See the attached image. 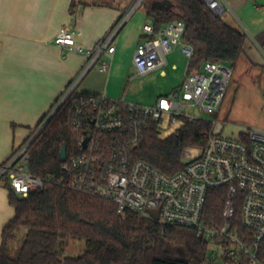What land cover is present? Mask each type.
<instances>
[{
	"label": "built area",
	"instance_id": "obj_1",
	"mask_svg": "<svg viewBox=\"0 0 264 264\" xmlns=\"http://www.w3.org/2000/svg\"><path fill=\"white\" fill-rule=\"evenodd\" d=\"M142 1L132 2L112 30L88 50L76 42L75 30L60 28L54 43L87 57L86 65L55 104L70 98L69 122L76 146L61 165L62 177H38L27 167L31 136L0 164V185L26 196L48 184H64L113 202L119 214L130 212L163 227L195 230L208 243L201 264H264V130L241 129L224 134L209 121L211 128L201 133L204 145L197 151L185 150L186 164L173 174L161 172L136 155L150 124L165 139L188 122L206 120L198 113L216 112L232 75L228 65L205 62L203 72L186 73L181 87L160 96L151 106L77 88L84 74L97 63L100 70L108 69L114 51L112 40ZM204 3L214 15L224 11L218 0ZM184 32L181 20L159 29L151 22L145 23L132 58L136 74L145 75L165 66L166 56L177 46L189 62L193 47L183 40ZM213 189L224 190L218 225H208L204 218L207 196ZM153 211L158 213L157 219Z\"/></svg>",
	"mask_w": 264,
	"mask_h": 264
},
{
	"label": "trees",
	"instance_id": "obj_2",
	"mask_svg": "<svg viewBox=\"0 0 264 264\" xmlns=\"http://www.w3.org/2000/svg\"><path fill=\"white\" fill-rule=\"evenodd\" d=\"M76 2L72 0L71 9ZM139 9L146 12L156 29L171 21L184 22L183 40L193 47L187 72L199 71L208 61L232 69L244 53L245 33L214 15L204 0H143ZM70 113L68 98L30 142L27 167L32 175L55 180L62 177L60 150L64 145L68 155L76 146ZM210 128L211 122L200 119L162 140L155 125L150 124L136 155L161 172L173 174L184 168L182 156L188 147L204 145L201 133ZM8 189L14 216L2 229L0 264H201L205 259L208 243L193 229L163 227L130 212L119 214L113 202L57 182L26 196ZM223 199V189L209 192L204 211L208 225L221 223ZM21 226L26 228L25 236L17 256L12 257L8 241ZM71 239L83 240L85 249L78 255L64 256Z\"/></svg>",
	"mask_w": 264,
	"mask_h": 264
},
{
	"label": "crops",
	"instance_id": "obj_3",
	"mask_svg": "<svg viewBox=\"0 0 264 264\" xmlns=\"http://www.w3.org/2000/svg\"><path fill=\"white\" fill-rule=\"evenodd\" d=\"M218 1L224 9L221 18L246 35L243 56L251 64H264V0ZM71 4L72 0H0V164L31 138L86 65L84 54L54 43L60 28L75 30L76 42L84 50L91 49L112 30L131 0H77L73 9ZM127 22L112 40L108 69L94 65L81 78L79 91L124 99L121 92L134 67L132 58L142 26L151 19L141 9L133 23ZM8 188L0 185V246L2 229L14 216Z\"/></svg>",
	"mask_w": 264,
	"mask_h": 264
},
{
	"label": "rangeland",
	"instance_id": "obj_4",
	"mask_svg": "<svg viewBox=\"0 0 264 264\" xmlns=\"http://www.w3.org/2000/svg\"><path fill=\"white\" fill-rule=\"evenodd\" d=\"M134 1L131 0L125 13L129 11ZM140 13L141 9H136L128 18L127 23H133ZM166 58L165 66L149 74L137 75L135 68L131 67L121 97H124L125 101L129 103L151 106L156 103L161 94L171 91L175 87H181L185 80V74L191 73L186 71L188 59L181 53L179 46ZM98 66L97 63L95 69H98ZM161 71H164L165 75L160 74ZM200 71L203 72V65ZM198 116L215 122V130L219 133L231 134L241 129L252 128L264 130V64H251L242 55L232 68V75L218 110L212 113L200 112ZM158 138L161 139L159 136ZM200 147L191 146L187 149H189L188 151H197ZM183 160H186V157H183ZM25 232V227H19L14 237L8 241L10 256H17ZM84 249L83 240L71 239L68 241L63 255L75 256L82 253Z\"/></svg>",
	"mask_w": 264,
	"mask_h": 264
},
{
	"label": "water",
	"instance_id": "obj_5",
	"mask_svg": "<svg viewBox=\"0 0 264 264\" xmlns=\"http://www.w3.org/2000/svg\"><path fill=\"white\" fill-rule=\"evenodd\" d=\"M59 106H60V102H59V104L55 105V107L50 111V113L47 115V117L43 120V122L40 124V126L37 128V130L34 132V134L32 135L31 141L36 137V135L44 127V125L47 123V121L50 119V117L54 114V112L58 109ZM65 157H66V148L63 145L61 150H60L59 159L61 161H64ZM152 216H153V218L157 219L158 218V213L153 211L152 212Z\"/></svg>",
	"mask_w": 264,
	"mask_h": 264
}]
</instances>
